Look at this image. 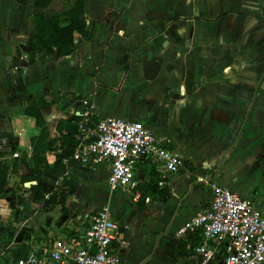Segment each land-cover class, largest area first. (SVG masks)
I'll list each match as a JSON object with an SVG mask.
<instances>
[{"label": "crops", "instance_id": "1", "mask_svg": "<svg viewBox=\"0 0 264 264\" xmlns=\"http://www.w3.org/2000/svg\"><path fill=\"white\" fill-rule=\"evenodd\" d=\"M68 1L35 9V0H0V150L17 146L22 156L32 153L31 138L38 128L24 115L30 98L52 102L43 113L53 137L58 136L59 121L77 116L86 97L96 105V120L114 117L144 123L157 138L169 141L186 167L167 178L160 174L171 198L146 199L145 204L154 200V207L144 204L131 237L121 236L123 264H194L197 240L189 242L186 256H181L178 246L189 240L179 241L175 233L212 200L211 187L200 178L209 175L213 183L254 200L264 215V0H84L88 38L74 35L77 51L72 56L54 53L42 59L31 50L32 15L50 20ZM144 59L162 65L154 81L144 77ZM11 156L6 157L10 162ZM148 168L146 163L139 166V183L146 180ZM76 173L92 192L89 196L97 206L91 211L100 209V200L110 204L116 199L107 185L109 165L65 162L45 175L65 178L73 193L71 178ZM24 175H30L26 164L9 177L11 194L0 196V248L24 246L28 253L73 232L63 225L69 219L62 223L66 216L57 209L38 211L40 205H49L32 200L30 183H20ZM98 183L106 186V195H98ZM43 185L48 199L54 187ZM86 214L70 218L77 235L88 225ZM132 219H116L122 233ZM150 227L163 233L161 241H172L166 262L155 258L159 243L150 256H130L138 238L150 239Z\"/></svg>", "mask_w": 264, "mask_h": 264}, {"label": "built area", "instance_id": "2", "mask_svg": "<svg viewBox=\"0 0 264 264\" xmlns=\"http://www.w3.org/2000/svg\"><path fill=\"white\" fill-rule=\"evenodd\" d=\"M95 110L91 98L81 100L74 159L84 166L109 165L111 194L133 191L141 164L155 165L164 178L186 167L169 141L157 138L144 123L114 117L96 120ZM26 155L32 157V153ZM20 158V149L11 156L12 160ZM199 181L211 187L212 200L176 232L179 241L201 239L193 247L194 264H264V215L255 201L213 183L209 175ZM86 219L88 225L81 234L77 235L76 222L69 220L63 224L73 232L69 237L54 239L50 247L31 249L17 259L8 254V263L0 264H123L122 229L109 208L90 210Z\"/></svg>", "mask_w": 264, "mask_h": 264}, {"label": "trees", "instance_id": "3", "mask_svg": "<svg viewBox=\"0 0 264 264\" xmlns=\"http://www.w3.org/2000/svg\"><path fill=\"white\" fill-rule=\"evenodd\" d=\"M55 0H35V9H47ZM86 10V2L84 0H70L65 6V9L58 12L52 19H46L43 14H33V43L31 50L39 54L42 59L47 56L57 53L60 58L72 56L77 51V45L74 35L80 34L84 38H88L87 23L84 19ZM52 102L44 99L27 100L24 105V115L35 120L38 133L31 138L32 157L27 158L23 155L20 159H15L12 162L8 161L6 157L14 154L18 149L14 146L11 151L0 150V196H9L11 190L8 188V180L12 175L19 173L20 166L27 165V170L30 175L21 176L20 183H30V190L35 194L34 200L36 202L45 201L49 207L61 205L65 215L68 211L65 209L69 193L65 190L56 191L49 195L43 191L39 185L42 177L53 171L59 170L65 166V162L70 163L76 161L74 154L79 146L77 139L78 126L77 121L79 116H73L72 120H60L57 125L58 136L53 137L43 110L49 108ZM54 154V161L50 163L49 155ZM149 166L147 175L149 180H144L139 183L134 189L135 195H139L138 207L140 210L144 209L146 199H170L171 190L167 186H162L164 183L160 177L157 167L153 164ZM196 242L201 239L196 238ZM194 242L193 239L181 243L178 246L181 256H186V246L188 243ZM192 248V247H191ZM26 248L24 246H17L12 251V256L17 259L26 255ZM8 263V260L5 261Z\"/></svg>", "mask_w": 264, "mask_h": 264}, {"label": "rangeland", "instance_id": "4", "mask_svg": "<svg viewBox=\"0 0 264 264\" xmlns=\"http://www.w3.org/2000/svg\"><path fill=\"white\" fill-rule=\"evenodd\" d=\"M58 4V2H57ZM61 12V10L59 11ZM51 158L54 159V157L52 155H50ZM54 160H52L53 162ZM77 174V175H76ZM74 175H72V182L71 184L73 185L72 188L74 189L73 193H70L71 191V185H68L67 183H65L64 179L65 178H61L55 176L53 178V174L50 175H44L39 183V185L43 182H45L46 185H43L44 188L46 186V188H48V184H49V188L52 189V187H54L52 189V191L50 192V194L52 195V193H55L56 191L60 192L62 189L67 191L69 193L68 198L70 197V201L68 203H66L65 209L68 211V214L65 215L62 206L61 205H55L52 207H48L46 204L45 205H40V207H37L38 211H42L44 213L47 212H53L54 210H58L57 213L63 216H66L67 220L71 217H74V215H78L79 213L82 214H86L89 212L90 209L95 208L97 205L94 204L91 200V197L89 195H92V192L89 190V186L88 185H84V183H80L81 182V177L79 176L78 173H76ZM161 176V175H160ZM138 177V176H137ZM146 180H149L148 175H145ZM61 179V180H59ZM67 179V178H66ZM139 179V178H138ZM99 181V180H98ZM11 183V182H10ZM80 185H76L79 184ZM76 185V186H74ZM101 187V184L98 183V188ZM50 189V190H51ZM100 192L98 195H106L105 190H106V186L103 185V187H101ZM24 194V192H23ZM35 195V194H34ZM115 196L117 195V197H115L116 199L112 200L111 203L109 204L106 200H100L101 206L100 209L102 207H107L109 208L113 219L116 221V219L120 218V220H129L130 218L132 219L130 221V224H128L127 228L124 227V231L121 234V236L123 238H128L131 237V235L133 234V229H134V220L138 218L139 216V208H138V199L136 200V195L134 193V190L126 193V194H121L120 192L115 193ZM49 198V196H48ZM108 198V197H107ZM34 199V197L32 198V200ZM68 201V199H67ZM160 202V201H157ZM156 202L154 200H152V202L150 203H146L145 207H147V205H150L152 207H154L151 204H155ZM42 204V203H41ZM162 205H164L162 203ZM142 212V211H141ZM76 215V216H77ZM120 217H119V216ZM148 218V217H147ZM149 220H146L144 222H147ZM163 223V222H162ZM175 224V222H174ZM173 224V225H174ZM168 227V223L165 222L164 223V230L167 229ZM148 231V236L150 239H148V241L144 242V237L143 238H138L135 243L132 246V252L130 253L131 257H136L137 260L143 259L145 257V254L147 253L148 256L151 255V253L153 252V249L155 247V245L157 243L158 244V250L157 251V255L155 256V258H157V260L161 261V262H166L171 254V249H172V241H170V239H164L161 241L162 237H160L163 233L160 232V230H156V228L150 227L147 229ZM167 236V235H166ZM160 237V238H159ZM151 242L154 243L153 245H151ZM13 248V249H12ZM15 247L14 245H5L3 247L0 248V262H5L7 260V255L10 251L14 250ZM125 264H132V261H126Z\"/></svg>", "mask_w": 264, "mask_h": 264}, {"label": "water", "instance_id": "5", "mask_svg": "<svg viewBox=\"0 0 264 264\" xmlns=\"http://www.w3.org/2000/svg\"><path fill=\"white\" fill-rule=\"evenodd\" d=\"M142 68H143V73H144L145 79L148 81H154L158 77V75L161 71L162 65L158 60L144 59L142 61ZM178 212H179V208L177 209L176 214H175L173 220L171 221V223L169 225V228L165 232L166 234L169 233V229L173 226L174 222L176 221ZM66 220H67V218H63L61 222L64 223ZM175 236H176V233H175Z\"/></svg>", "mask_w": 264, "mask_h": 264}]
</instances>
